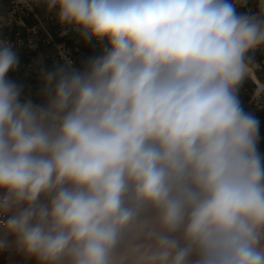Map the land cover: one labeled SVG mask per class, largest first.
<instances>
[{
    "label": "clouds",
    "instance_id": "obj_1",
    "mask_svg": "<svg viewBox=\"0 0 264 264\" xmlns=\"http://www.w3.org/2000/svg\"><path fill=\"white\" fill-rule=\"evenodd\" d=\"M97 55L8 78L0 38V254L35 264H264V154L242 84L264 0H16ZM10 19L0 17V28ZM253 100L264 99L254 80Z\"/></svg>",
    "mask_w": 264,
    "mask_h": 264
},
{
    "label": "built area",
    "instance_id": "obj_2",
    "mask_svg": "<svg viewBox=\"0 0 264 264\" xmlns=\"http://www.w3.org/2000/svg\"><path fill=\"white\" fill-rule=\"evenodd\" d=\"M4 1L6 4L0 9V17L4 20L10 19L11 22L0 28V38L7 39L15 45L20 60L16 70L8 73V78L15 79L27 88L35 89L34 95L30 96L35 102L42 99L40 96L42 68L51 70L56 64H62L64 55L79 68L88 57L99 53L95 41L85 45L71 31L67 35H62V29L54 16L46 13L43 6L33 5L30 11L27 7L17 4L16 0ZM252 11H257V8ZM256 54H261L262 59L258 62L260 67L255 70H262L264 51L258 50ZM255 89L256 84L241 86L239 98L244 110L254 115L260 122L264 114V99L253 100ZM242 98L247 101V106L242 104ZM259 135V150L264 154V127L259 129Z\"/></svg>",
    "mask_w": 264,
    "mask_h": 264
},
{
    "label": "rangeland",
    "instance_id": "obj_3",
    "mask_svg": "<svg viewBox=\"0 0 264 264\" xmlns=\"http://www.w3.org/2000/svg\"><path fill=\"white\" fill-rule=\"evenodd\" d=\"M250 83L254 86V83L251 81V79L246 80L242 86H250ZM242 104L244 103L245 106H247V101L241 99ZM264 110V109H263ZM0 264H35L34 260L31 261H25V259L22 256H17L13 254L12 252H8L5 254H0Z\"/></svg>",
    "mask_w": 264,
    "mask_h": 264
},
{
    "label": "crops",
    "instance_id": "obj_4",
    "mask_svg": "<svg viewBox=\"0 0 264 264\" xmlns=\"http://www.w3.org/2000/svg\"><path fill=\"white\" fill-rule=\"evenodd\" d=\"M5 4L6 3L4 0H0V9L3 8V6H5ZM256 8H257V0H249V4H248L247 8L238 9V11H247L248 9L255 10ZM255 59L257 62H259L262 59L261 54H256ZM263 71H264V67L262 70H254V73L260 72L261 74H264ZM255 75H256V73H255ZM256 77H257V75H256ZM257 79H258V77H257ZM14 81H16V80L14 79ZM17 83L20 84L19 82H17ZM20 85H22V84H20ZM34 93H35V89L27 88V87L23 86V95L30 97V96H33Z\"/></svg>",
    "mask_w": 264,
    "mask_h": 264
},
{
    "label": "trees",
    "instance_id": "obj_5",
    "mask_svg": "<svg viewBox=\"0 0 264 264\" xmlns=\"http://www.w3.org/2000/svg\"><path fill=\"white\" fill-rule=\"evenodd\" d=\"M255 73H256L259 81L262 82V83H264V74H261L260 72H255ZM263 73H264V71H263ZM259 125H260L259 129L262 128V127H264V114H263V116L260 119Z\"/></svg>",
    "mask_w": 264,
    "mask_h": 264
},
{
    "label": "bare ground",
    "instance_id": "obj_6",
    "mask_svg": "<svg viewBox=\"0 0 264 264\" xmlns=\"http://www.w3.org/2000/svg\"><path fill=\"white\" fill-rule=\"evenodd\" d=\"M254 80H258L257 79V77H256V75H255V73H254V71H253V74H252V76H251V81L253 82ZM259 81V80H258ZM254 83V82H253ZM255 84V83H254Z\"/></svg>",
    "mask_w": 264,
    "mask_h": 264
}]
</instances>
